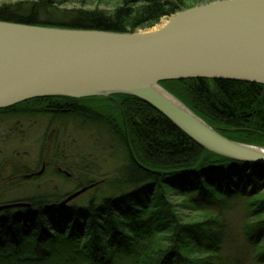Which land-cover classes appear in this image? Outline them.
<instances>
[{
	"label": "trees",
	"instance_id": "1",
	"mask_svg": "<svg viewBox=\"0 0 264 264\" xmlns=\"http://www.w3.org/2000/svg\"><path fill=\"white\" fill-rule=\"evenodd\" d=\"M75 1L21 0L0 6V22L134 34L219 0H193L191 7L174 0H117L108 11L61 10ZM160 85L221 136L264 147V86L203 79ZM112 98L123 120L107 98H42L0 110V115L78 118L100 126L123 155L111 178L116 190L108 196L84 203L79 197L63 208L54 206L70 193L0 199V206L25 205L0 211V264H264V165L215 155L143 101ZM69 166L60 168L72 172ZM36 174L16 175L25 176L22 182ZM12 183L5 194L13 191ZM77 186L75 192L85 187ZM172 198L181 202L175 205ZM235 200L246 202L252 222L242 231L252 249L247 258L228 260L222 253L225 225L214 214ZM180 208L202 215L185 218Z\"/></svg>",
	"mask_w": 264,
	"mask_h": 264
},
{
	"label": "water",
	"instance_id": "2",
	"mask_svg": "<svg viewBox=\"0 0 264 264\" xmlns=\"http://www.w3.org/2000/svg\"><path fill=\"white\" fill-rule=\"evenodd\" d=\"M190 79L264 86V0L199 5L138 34L0 22V110L42 98L131 96L205 150L264 165V147L221 136L160 85ZM95 186L54 207H66ZM19 206L25 205L0 211Z\"/></svg>",
	"mask_w": 264,
	"mask_h": 264
},
{
	"label": "rangeland",
	"instance_id": "3",
	"mask_svg": "<svg viewBox=\"0 0 264 264\" xmlns=\"http://www.w3.org/2000/svg\"><path fill=\"white\" fill-rule=\"evenodd\" d=\"M18 1L21 0H0V6ZM82 1L71 2L61 10L98 8L108 11L117 2V0ZM174 1H182L185 7L195 4L193 0ZM168 20L169 18H162L151 29L160 28L162 22ZM112 100L117 103L113 98ZM112 100L110 101L115 105ZM122 156L104 128L78 118L53 119L45 115L28 117V115L2 114L0 115V199L32 196L38 192L54 193V196L62 197L64 194L74 193L79 187L77 185L85 186L91 181L95 182L93 184L96 186L80 196L81 202L84 203L93 196L99 198L108 196L116 190V186L113 185L115 182L111 178L120 168ZM64 164L70 165L72 172L61 169L60 165ZM58 169L63 172L61 177L55 173ZM41 170H43L41 175H36L33 179L29 178L31 179L29 181L20 182L19 180L25 176L16 175L19 171L39 173ZM11 172L16 173L9 178ZM11 181H13V191L9 192L11 191L9 190V193L5 194L3 190ZM180 202V199L172 198L173 204L178 205ZM246 206L245 201L235 200L224 203L220 210L217 209L219 213L214 214L225 225L226 243L222 253L228 260L233 259V256L247 258L249 252L251 253L252 248L244 241L242 231L244 224L252 222L245 210ZM181 211L180 213L189 219H199L202 215L197 211L182 209ZM246 261L245 264H250Z\"/></svg>",
	"mask_w": 264,
	"mask_h": 264
},
{
	"label": "bare ground",
	"instance_id": "4",
	"mask_svg": "<svg viewBox=\"0 0 264 264\" xmlns=\"http://www.w3.org/2000/svg\"><path fill=\"white\" fill-rule=\"evenodd\" d=\"M166 22H162V26L165 24Z\"/></svg>",
	"mask_w": 264,
	"mask_h": 264
}]
</instances>
